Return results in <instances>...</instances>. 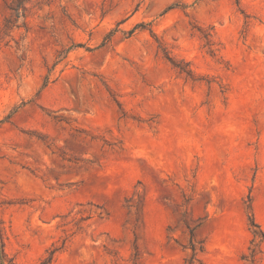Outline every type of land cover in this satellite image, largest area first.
<instances>
[{"label":"rangeland","instance_id":"1","mask_svg":"<svg viewBox=\"0 0 264 264\" xmlns=\"http://www.w3.org/2000/svg\"><path fill=\"white\" fill-rule=\"evenodd\" d=\"M15 1L0 264H264V0Z\"/></svg>","mask_w":264,"mask_h":264},{"label":"trees","instance_id":"2","mask_svg":"<svg viewBox=\"0 0 264 264\" xmlns=\"http://www.w3.org/2000/svg\"><path fill=\"white\" fill-rule=\"evenodd\" d=\"M27 0H16L9 8L12 11V14L9 18L6 19V26L9 28H12L14 25H16V23L18 22L19 18L24 15L25 13V4H26ZM181 71L182 72H187L188 74L190 73L189 71L186 70V68L181 67ZM249 219H250V225L251 227H256L260 229V234L256 231L253 230L254 235L255 236H259V237H264V231L261 229L260 224L256 221L255 217L253 214L249 215ZM192 250H193V255H192V259L190 260V263L192 264L194 259H195V255L197 252V249L195 247L194 244V240L192 238ZM250 256H251V262L252 264H257L256 262V258H255V250L254 248L250 247ZM53 254L54 252H51V255L49 257H47L46 259L43 260L42 264H48L50 263V261L53 259Z\"/></svg>","mask_w":264,"mask_h":264}]
</instances>
